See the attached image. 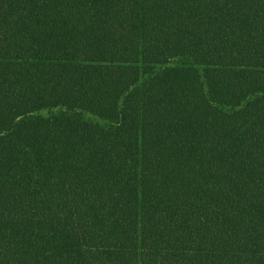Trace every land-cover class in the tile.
Listing matches in <instances>:
<instances>
[{"label": "trees", "instance_id": "1", "mask_svg": "<svg viewBox=\"0 0 264 264\" xmlns=\"http://www.w3.org/2000/svg\"><path fill=\"white\" fill-rule=\"evenodd\" d=\"M0 264H264V0H0Z\"/></svg>", "mask_w": 264, "mask_h": 264}]
</instances>
